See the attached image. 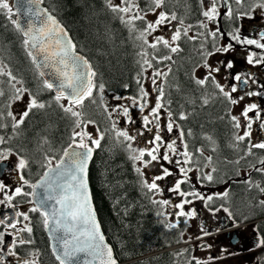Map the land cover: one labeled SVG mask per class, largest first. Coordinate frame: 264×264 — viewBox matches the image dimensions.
Listing matches in <instances>:
<instances>
[{
    "label": "snow or ice",
    "instance_id": "snow-or-ice-1",
    "mask_svg": "<svg viewBox=\"0 0 264 264\" xmlns=\"http://www.w3.org/2000/svg\"><path fill=\"white\" fill-rule=\"evenodd\" d=\"M169 0H104V6L113 17L118 20L128 31V39L140 49L137 55L140 59L137 63L140 71L135 77L137 94L135 96L113 97L116 101L128 100L130 104H118L112 107L111 111L105 104L104 91L105 85L97 83L98 73L90 61L83 55L78 54V46L69 36L68 31L58 21L46 7H42L45 0H17V11L13 12L8 0H0V14H3L11 23L16 32L22 35V44L31 63L35 66L40 77L49 76L50 79L42 80V89L54 92L53 100L63 111L65 116L72 120L73 130L70 134V144L62 152V157L54 167L53 158L44 156L41 167L46 169L41 174L36 183H31L26 178V170L30 168V160L12 147H3L10 144L14 136L19 134V129L25 121L36 111H42L46 107H51V102H44L39 99L40 92H30L23 87V81L6 70L7 65L0 63V77H6L8 84L7 92L0 87V129L8 127L3 121L10 119L12 136L0 135V163L7 161L10 157H15L13 171L16 174V183L20 186L9 188L7 184L0 181V205H7L14 210V215L0 218V264H5V257H12L16 264H39V253L28 252L26 257H21L17 251L19 247L30 246L34 243L33 225L29 213H38L41 224L50 236L55 240L52 246V254L58 264H118L114 256L113 249L105 242V236L101 231V225L97 220L96 211L92 204V197L89 191V163L93 158V153L101 147V141L105 139V133L99 128L96 134L90 133L87 129L92 120H85L83 108L85 101L99 104L108 114L111 127L108 129L113 133L116 144L123 146L127 153V158L132 162L133 169L137 174V180L141 189L145 190V195L153 204H159L174 210L169 213L175 217V222L168 223L166 227L170 230L177 229L181 223L180 218H185V226L188 222L197 217V212L193 208L186 211L185 206L192 204L193 199L203 202L208 211L215 216L221 209L227 213L228 219L234 227H239L232 211L220 205L213 208L211 206L214 199H225L228 192L205 196L200 191L195 190L196 185L192 183L190 173L196 172V184L204 181L214 182L213 174L217 172L216 167H211L210 171L205 172L203 168L212 165L213 157H204L203 168L197 158L196 153L204 156V149L196 148L189 151V144L186 137L193 135L191 129L185 132L183 126L177 123L188 119L189 114L180 112L174 118L170 105L172 101H165V89L163 84L167 83V78L171 72L161 71L154 67L164 61H172L173 54L182 51L180 41L196 43L199 42L198 54L201 59L194 66L191 79L200 88L205 89L211 85L212 91L202 96V104L209 103V96L219 99L225 106V116L228 117L231 128L233 129V141L231 145L234 150L242 151V155L235 161L236 164L246 157L253 156L254 150H260L261 156L257 158L260 167L256 163L251 165V169L264 176V138L259 142H252L253 124L258 123L261 132H264V109L259 104L249 102L243 104L246 99L252 97H264V84L257 81L251 72L233 73L235 62L231 59L219 60V66L209 63L213 56L227 55L235 49L236 45L242 48L254 46L257 51L246 52V62L253 67L264 65V31L259 32L260 39L247 38L241 36V28L235 26L227 33L229 42L221 44L220 41L225 33L221 31L219 25L209 28L210 24H215L221 18L220 8L225 9L224 18L229 21H240L244 18L253 19L256 9L264 10V0H252L247 9H233V0H198L200 15L203 17L198 23L185 24V19L178 16L175 10H169L166 5ZM179 2V0H177ZM237 6H242L245 0H234ZM185 7L189 6L185 0ZM54 10V9H53ZM155 17L148 20V16ZM15 15L26 16V24H22L19 19H14ZM264 17V11L261 12ZM179 25V26H177ZM193 27L198 31L189 35ZM167 30L165 35H154L157 32ZM152 37L150 41L148 38ZM151 49V52L148 50ZM162 50H167L163 56H158ZM150 57V58H149ZM196 68L205 69L201 77H196ZM151 69L150 76L144 74ZM47 70V72L45 71ZM225 73V78L231 81L230 84H221L216 76L221 72ZM151 79V92L145 87L144 81ZM2 83V82H0ZM18 85H21L18 87ZM255 85V88L252 86ZM125 89L128 85H124ZM155 92V99L150 101L151 93ZM27 95L29 100L25 109L14 114L11 111L12 105L22 100ZM67 101V104L61 103ZM194 103V101H191ZM166 104L168 105L166 107ZM242 105V106H241ZM241 106L238 115L232 114V109ZM136 108L141 116V126L136 129V135H130L127 128H118V119L113 116L123 117L126 124H134L131 109ZM162 112L165 114L162 117ZM252 113L253 115H250ZM221 116L220 119H225ZM163 120V123H162ZM176 131L174 138L165 139L163 133L171 134ZM145 132L151 133V137L145 141V147H133L138 137H143ZM209 142L215 144L211 136H206ZM47 143V140H45ZM244 145L241 149L240 146ZM150 146V147H149ZM163 149V151H161ZM216 151V147L212 148ZM174 166L172 170L165 166ZM145 169L153 171L152 175ZM177 177L174 184L168 187L167 191L179 197V202L171 199H153V196L163 195V188L159 181H165L169 177ZM248 185L249 190H257L264 197V183L247 178L243 181ZM191 185V190H182V185ZM27 186L31 191H25ZM39 190V191H38ZM17 197L25 198L23 202L34 205L27 211L16 210L19 202L13 203ZM254 207L264 209V198L255 201ZM163 211H158L157 216H163ZM199 234L196 235L197 241L203 240L212 233L203 224L199 226ZM11 229L12 231H6ZM222 229H218L221 231ZM253 231L259 232L258 226H253ZM5 235L12 239L6 245ZM183 236V230L180 233ZM190 243V241H185ZM258 247H264V236L258 238ZM211 244H196L195 248L201 250L211 249ZM189 250L185 249L177 255H185ZM222 254L227 249L221 250ZM217 259L209 257L207 261L192 255L188 264H210V261Z\"/></svg>",
    "mask_w": 264,
    "mask_h": 264
},
{
    "label": "trees",
    "instance_id": "trees-1",
    "mask_svg": "<svg viewBox=\"0 0 264 264\" xmlns=\"http://www.w3.org/2000/svg\"><path fill=\"white\" fill-rule=\"evenodd\" d=\"M247 1L245 0L242 6L234 3L233 9L244 7ZM186 3L188 8L185 7V0L179 2L169 0L166 7L175 10L178 16L183 17L186 25L195 26L203 19L198 0H186ZM44 6L65 26L77 44L78 52L94 66L98 73L97 83L105 85L103 95L109 111L116 103L127 104L128 100L116 101L113 97L137 94L135 77L140 71L137 63L140 59L137 55L140 49L128 39L127 29L107 11L104 0H45ZM223 14L218 20L221 31L225 33L220 43H228L227 33L237 26L238 21H229ZM13 18L15 19V16ZM197 31L198 29L193 27L189 35ZM22 39V35L15 31L3 14H0V63L7 65L6 70L23 81V87L32 93L39 91L41 101L51 102V107L31 114L19 129V134L14 136L10 144L3 146L12 147L30 160L26 178L31 183H36L46 170L40 166L44 156L52 157L53 164H56L62 157L63 150L68 148L73 124L55 104L54 93L42 89V78L27 56ZM148 39L150 40V37ZM180 46L182 51L173 54L172 61H164L160 64L153 61L154 67L158 70L168 71V68H171L167 83L163 84L165 101L169 99L172 101L170 108L174 118L178 117L180 112L189 114L187 120L177 119V123L183 126L185 132L191 129L193 133L192 136L186 137L189 151L201 147L204 149V156L201 157L196 153L194 160L198 158L203 168L204 157H213L212 165L203 168V171L208 172L211 167H216L217 172L213 174L214 182L204 181L202 184L208 188H228L227 198L223 200L216 198L211 206L216 208L223 205L229 208L240 226L255 223L253 226H258L260 231H254L253 235L260 238L264 236V209L253 205L262 196L255 189L250 191L248 185L243 183L245 179L242 177V171L251 170L252 173L248 178L264 183V176L251 169V165L261 156V151L254 150L253 156L240 160L239 164L235 163L242 155V151L231 147L234 143L233 129L228 117L225 116V106L219 99L211 96L209 103L203 105L202 96L210 93L212 87L209 84L205 89H200L191 79L193 68L201 59L198 54L199 42L193 43L182 39ZM148 51L151 52V49ZM166 51L162 50L157 55L163 56ZM198 69L196 68V71ZM6 81V77H0L2 82L0 87L7 92ZM125 84L128 85L127 89L124 87ZM94 95L98 103L85 101L83 118L94 121L95 124L91 126L104 132L105 139L101 141V147L95 150L90 167V184L104 234L114 249L116 259L120 264H188L191 256L196 253L195 246L185 243L188 241L185 234L189 225L170 230L166 227L167 217L157 216V212L163 209L159 204H153L145 195V190L140 188L137 174L132 162L127 158L126 151L123 146L115 143L114 134L108 131L111 121L99 104V95L96 93ZM130 111L135 124L139 123L137 111L134 108ZM221 116H225V119L221 120ZM113 119L122 122V119L115 115ZM3 122L8 127L0 129V135L12 136L10 119H5ZM206 136H211L215 144L205 139ZM213 147H216L215 152L212 151ZM240 148L243 149L244 145ZM256 166L260 167L258 163ZM188 185H182V188L185 191L191 190V185ZM24 190L31 191L27 186ZM24 199L17 197L13 203L19 202V206L26 208L33 206L23 202ZM29 215L34 229L32 237L34 243L27 246L25 256L28 252L35 251L39 253V264H58L50 250L39 214L29 213ZM181 230L183 236L180 235ZM182 245L185 246L179 247ZM175 247L179 248L170 250ZM261 248L258 253L260 258L258 264H264V247ZM185 249L189 250L185 255H177Z\"/></svg>",
    "mask_w": 264,
    "mask_h": 264
},
{
    "label": "rangeland",
    "instance_id": "rangeland-1",
    "mask_svg": "<svg viewBox=\"0 0 264 264\" xmlns=\"http://www.w3.org/2000/svg\"><path fill=\"white\" fill-rule=\"evenodd\" d=\"M12 0H8L9 5L10 2ZM114 2H119V0H114ZM220 12L221 15L223 14V9L222 7L220 8ZM148 20H154L155 17L152 16L151 14L147 17ZM219 20V19H218ZM247 20V18H246ZM218 24V21L215 24H210L209 28H215ZM154 35H165L167 38V30H163L160 32L155 33ZM152 40V37H150V41ZM221 44H226V42H222ZM219 54H217L216 56L211 57V59H209V63L213 64L215 66H217L216 62L219 60H228V59H233V60H237L240 62H245V56L239 54V50L237 47H235V49L231 52H229L226 56L225 55H221L219 56ZM205 72V69L201 68L199 69V73L196 74V77H201ZM151 71H148L146 73L145 76H150ZM216 79L221 83V84H230L231 81L229 79L225 78V73L223 72V74H218ZM145 83V87L151 92V79H147L144 81ZM155 92L151 93L150 96V101L155 99ZM29 100V97L27 95H24L22 100L15 102L12 105L11 111H13L14 114H19L21 113L26 105L27 102ZM64 104H67L66 101H62ZM130 101H127V104H130ZM122 104V103H121ZM245 104V102H242V105ZM117 105V103L115 104ZM114 105V106H115ZM241 105V106H242ZM241 106H236L234 107L232 110V114L238 115L239 111H240V107ZM138 112V109L134 108ZM162 117L165 115L162 112ZM140 116V114H139ZM122 119V122L119 121V123L117 124L118 128H127L129 130V134L130 135H136V129L140 128L139 123H134V124H126L124 118L120 117ZM140 120H141V116H140ZM163 121V120H162ZM90 133L92 134H96V129L95 127L89 125L88 129H87ZM255 125L253 124V132H252V142H259L263 137L262 136H258L257 133H255ZM172 134V137L174 138L176 136V131L174 130ZM143 137H140L137 139L136 143L133 144V147H145V142L144 140H141ZM161 151H163V149H161ZM15 157H10L9 163H10V168L12 169L15 163ZM55 164H53L54 166ZM166 167L175 170L173 165L170 164H165ZM146 172H149V175L153 174L152 170L149 169H145ZM242 177L244 179H247L249 177V175L252 173V171H242ZM12 175V179L10 180V182L7 184L9 186V188H14L15 186H20L19 184L16 183V174L13 173ZM190 176L192 177V182H194V184L196 185L195 190L200 191L202 194H204L205 196L207 195H213L215 196L216 194H221L224 191H227L228 188L227 187H221V188H208L207 186L203 185V184H196V176L197 173L193 172L190 173ZM177 177L173 176V177H169L167 178L165 181H159L158 183L161 184L162 188H163V195L160 196H154V199L156 200H161V199H171L174 203L175 202H179V197H176L174 194L170 193L167 191L168 187H170L172 184H174L175 179ZM2 182H4V180H0ZM5 183V182H4ZM189 186V185H188ZM182 190H184L182 188ZM2 197V195H0ZM264 198V197H262ZM261 198V199H262ZM193 199V203L186 205L185 206V210H191V209H195L197 212V217L195 219H192L188 222V231L185 234V238L186 240L190 241V244L195 246L196 244H211L212 247L211 249L208 250H201L196 248V253L195 256L200 258L202 261H207L209 257H214L217 259H213L210 261V264H258L259 261V251L262 250L261 247H258L257 244H252L248 247H242V239L243 238H249L253 236V223L252 224H246V225H242L240 227H242L240 229L241 233L239 235L240 237V241L238 243V245H233L231 242V239H228L226 237L227 234L221 235V233H219L218 229H229V227L232 225L230 224V220L227 217V213H225L222 209L218 212H216V215L213 216L203 205V202L196 200L195 198H190ZM28 207L25 209V211H27ZM178 211V210H174L172 208L169 207H165L163 208V211L165 213V216L167 217V222L168 223H172L175 222V217L172 215H169V213H171L172 211ZM184 220V219H183ZM183 220H181L180 224H183L184 227V223ZM224 222V225H223ZM203 224L205 226L206 229H208L212 235L205 237L203 240L201 241H197L195 239L196 235L199 234V225ZM213 229H216L215 233L212 231ZM185 246V245H184ZM183 246V247H184ZM222 249H227L226 253L221 252Z\"/></svg>",
    "mask_w": 264,
    "mask_h": 264
},
{
    "label": "flooded vegetation",
    "instance_id": "flooded-vegetation-1",
    "mask_svg": "<svg viewBox=\"0 0 264 264\" xmlns=\"http://www.w3.org/2000/svg\"><path fill=\"white\" fill-rule=\"evenodd\" d=\"M252 3V0H248L246 2V5L244 7H241L239 8L241 11L244 10V9H247L249 7V5ZM233 4H234V0H233V3H232V7H233ZM223 9V7H222ZM224 11V10H223ZM264 11V10H261V9H256L255 13H253V19L249 20L246 18L238 21V24L237 26H239L241 28V36L242 37H247V38H254V39H257L259 40L260 37H259V32L260 31H264V17L261 16V12ZM235 47L238 48L239 50V54L243 55L246 57V52H250V51H257L259 52L258 49H256L254 46H247L246 48H242L240 45H236ZM221 56V55H219ZM218 56V57H219ZM211 59V58H210ZM233 60V59H232ZM235 62V68L232 70L233 73H243V72H251L252 74H254L255 78L257 79V81L261 84H264V65H261V66H251V65H248L247 62H246V58H245V62H240V61H237V60H233ZM217 66H219V64L216 62ZM201 69V68H199ZM199 69L196 71V74L199 73ZM220 74H223V70ZM217 77V76H216ZM253 88H255V85L252 86ZM262 91H264V89H261ZM245 104L249 103V102H254V103H257L260 105V107L262 109H264V97H252V98H249V99H246L245 101ZM233 111V110H232ZM250 115H253L252 113H250ZM262 115H264V113H262ZM138 117H139V126H141V120H140V116H139V113H138ZM163 123V121H162ZM255 125V130L257 133L258 136H262L264 138V132H261V130L259 129L258 127V123H254ZM151 133H147L145 132V135L143 136V138L141 140H144V142L151 137ZM162 135L165 136V139H170V138H173L172 137V134H167V133H163L162 132ZM140 138V137H138ZM150 147V146H149ZM15 173L13 171V168L11 169L10 168V173L8 174H5V176L0 179V180H4L5 184H8L10 182V180L13 178L11 174ZM2 195V194H0ZM0 198H2L0 196ZM9 207L5 204V205H0V210H6L8 209ZM26 207L25 206H19L16 210H19V211H25ZM172 211V210H170ZM173 212V211H172ZM8 217V215L6 216ZM184 218L181 217L180 220H183ZM230 224H232V222H230ZM223 225H224V222H223ZM178 227H183V224H180ZM0 230H4L2 226H0ZM216 229H213L212 231L215 232ZM6 231H12L11 229H7ZM221 231H219L220 233ZM241 232V231H239ZM237 233L236 235H233V234H230V235H226V237L228 239H231V242L232 241H240V237L239 235L241 233ZM226 234V233H224ZM224 234H221V235H224ZM11 237L10 236H7L5 235V242H6V245L8 243H10L11 241ZM49 241V240H48ZM257 241H258V238L257 236L254 234L252 237H249V238H243L242 239V247H248L252 244H257ZM237 243V245H238ZM50 246V244H49ZM19 255L21 257H26L25 254H26V251H27V246H23V247H19L17 249ZM5 264H16V261L14 258L12 257H5Z\"/></svg>",
    "mask_w": 264,
    "mask_h": 264
},
{
    "label": "water",
    "instance_id": "water-1",
    "mask_svg": "<svg viewBox=\"0 0 264 264\" xmlns=\"http://www.w3.org/2000/svg\"><path fill=\"white\" fill-rule=\"evenodd\" d=\"M10 6L13 8V12L14 13H16V11H17V0H12L11 2H10ZM42 7H45L44 6V4L42 5ZM47 8V7H46ZM224 9V8H223ZM224 11H225V9H224ZM15 19H19L20 20V22L22 23V24H26V22H27V17L26 16H24V15H15ZM59 21V20H58ZM60 22V21H59ZM61 23V22H60ZM62 24V23H61ZM62 26H64L63 24H62ZM65 27V26H64ZM66 29V28H65ZM67 30V29H66ZM68 31V30H67ZM68 33H69V31H68ZM69 36L71 37V35H70V33H69ZM72 38V37H71ZM73 40V39H72ZM78 54H80V55H82L81 53H79L78 52ZM85 57V56H84ZM86 58V57H85ZM46 72H47V70H45ZM42 78V77H41ZM43 79H50V77L49 76H44L43 78H42V80ZM54 93V92H53ZM54 95H55V93H54ZM67 102V101H66ZM94 155H95V152L93 153V158H92V160L90 161V163H89V191H90V194H91V197H92V204H93V207H94V209H95V211H96V215H97V220H98V222L100 223V225H101V222H100V219H99V216H98V213H97V210H96V206H95V203H94V199H93V195H92V189H91V184H90V167H91V164H92V161H93V159H94ZM10 163H9V161H4V162H2V163H0V179H2L4 176H5V174H8V173H10ZM55 166V165H54ZM54 166H52V167H54ZM39 191V190H38ZM34 206V205H33ZM12 216V215H14V210L13 209H11V208H8V209H6V210H0V218H3V217H6V216ZM242 227H234L233 225H231L230 227H229V229L227 230V229H222L221 230V234H224V233H226L227 235H230V234H233V235H236L239 231H240V229H241ZM46 231V234H47V237H48V240H49V244H50V250H51V252H52V246L55 244V240H53L52 238H51V236H50V233L47 231V230H45ZM101 231H102V233L104 234V231H103V228H102V225H101ZM213 234H216L215 232L213 233ZM104 236H105V234H104ZM105 242L113 249V247L109 244V242L107 241V238H106V236H105ZM237 243H238V241H232V244L233 245H237ZM113 253H114V249H113ZM114 256H115V253H114ZM116 258V257H115ZM118 261V260H117ZM118 264H120L119 263V261H118Z\"/></svg>",
    "mask_w": 264,
    "mask_h": 264
}]
</instances>
